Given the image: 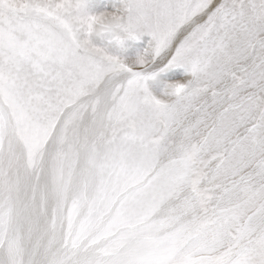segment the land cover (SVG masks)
<instances>
[{
  "label": "snow or ice",
  "instance_id": "6c2138e0",
  "mask_svg": "<svg viewBox=\"0 0 264 264\" xmlns=\"http://www.w3.org/2000/svg\"><path fill=\"white\" fill-rule=\"evenodd\" d=\"M145 32L131 64L109 51ZM157 60L188 72L160 97ZM106 121L174 157L162 195L186 219L140 264H264V0H0V264H76L41 175Z\"/></svg>",
  "mask_w": 264,
  "mask_h": 264
},
{
  "label": "rangeland",
  "instance_id": "374dc122",
  "mask_svg": "<svg viewBox=\"0 0 264 264\" xmlns=\"http://www.w3.org/2000/svg\"><path fill=\"white\" fill-rule=\"evenodd\" d=\"M119 4V0H87V11L92 14L112 12L121 8ZM91 38L101 43L100 38L94 35ZM150 41L152 37L145 32L139 39L129 38L118 46H110L109 51L131 64L145 53ZM161 68L164 70L160 71ZM152 71L157 75L147 84L158 97L163 96L169 83L184 80L188 75L183 65L167 68L163 65ZM106 132L100 138L103 143L99 148L90 149L89 143L80 145L86 151L81 160L75 147L69 150L63 180L57 179L60 192L57 206H60L55 220L58 216L63 222L67 219L65 236L72 238L79 233L75 255L85 253L88 259L84 261L88 264H140L142 258L161 252L170 243L169 234L186 219L174 220L177 213L173 207L177 201L162 195L174 157L169 151L152 147L146 130L129 127L125 122L106 121ZM75 166H82L81 178L69 196V178Z\"/></svg>",
  "mask_w": 264,
  "mask_h": 264
},
{
  "label": "bare ground",
  "instance_id": "6f19581e",
  "mask_svg": "<svg viewBox=\"0 0 264 264\" xmlns=\"http://www.w3.org/2000/svg\"><path fill=\"white\" fill-rule=\"evenodd\" d=\"M120 1V3L121 4H119L120 6H121V8L123 7V0H119ZM116 6V5H115ZM88 10V9H87ZM90 10V9H89ZM112 10V9H111ZM110 10V11H111ZM94 11V10H93ZM103 11V10H102ZM115 11V10H114ZM145 35H147V34H145ZM95 36V35H94ZM95 37H97V36H95ZM97 38H99V37H97ZM138 39H139V37H138ZM134 41V40H133ZM124 42H125V40H124ZM151 42V41H150ZM135 43V42H134ZM133 43V44H134ZM132 44V45H133ZM136 45V44H135ZM113 46H118V45H113ZM129 47V46H128ZM143 47V46H142ZM129 48H131V47H129ZM117 49V48H116ZM127 49V48H126ZM123 50H125V49H122V51ZM129 50V49H128ZM127 50V51H128ZM133 50V49H132ZM130 53V52H129ZM135 53V52H134ZM126 54V53H125ZM132 60V59H131ZM164 64H162L159 60H157L156 62H155V64H153V66H152V68L151 69H149L150 71H152V70H155V69H158L159 67H161V66H163ZM160 73V72H159ZM119 126V125H118ZM83 131V130H82ZM101 136H96V137H94V138H92V139H90L89 140V148L91 149V148H93V149H96V148H99L100 147V145L103 143L102 141H101ZM140 139V138H139ZM115 143V142H114ZM75 147V150H76V152L79 154V159L81 160L82 158H83V156H84V154H85V150L84 149H81L80 148V145H76V146H74ZM92 149V150H93ZM110 149V148H109ZM91 150V151H92ZM71 152V151H70ZM93 152H94V150H93ZM102 156V155H101ZM113 156V155H112ZM76 157V156H75ZM100 158V157H99ZM118 158V157H117ZM72 159V158H71ZM74 159V158H73ZM104 160V159H103ZM73 161V160H72ZM83 161V160H82ZM80 162V164H83V162ZM74 163V162H73ZM80 166V165H79ZM79 166H75L76 167V170H75V172L73 173V176L71 175V177L69 178L70 179V185H68V187L70 188V194H69V196H71L72 195V190L74 189V187L77 185V182H78V180H79V178H81L80 176H81V172H82V169H81V167H79ZM86 171V170H85ZM88 172V171H87ZM107 172V171H106ZM69 173H71V172H69ZM93 173V172H92ZM84 174H86L85 172H83V176H84ZM102 174V173H101ZM89 175V174H88ZM94 175V174H93ZM92 175V176H93ZM99 177V176H98ZM97 177V178H98ZM65 178V177H64ZM67 178V177H66ZM90 178V177H89ZM94 178V177H93ZM57 179H58V176H57V174L55 173V172H52V171H46L45 173H43L42 175H41V184H42V186H45V189H46V191H48L49 193H51L52 191H53V187H54V185H55V183L57 182ZM92 179V178H91ZM63 180V179H62ZM66 180V179H65ZM87 180V179H86ZM100 180V179H99ZM61 181V180H60ZM67 190V189H66ZM68 191V190H67ZM74 191H78V190H74ZM79 192V191H78ZM121 192V191H120ZM90 194V193H89ZM91 196V195H90ZM59 197H60V195H59ZM65 197V196H64ZM72 197H74V196H72ZM67 198V197H66ZM64 199V198H63ZM68 199V198H67ZM71 199V198H70ZM93 199V198H92ZM60 201V199H58V197L57 196H54V195H50L49 196V200H48V210H49V212L50 213H52V212H54V214H56V211H57V209H59V206H57L58 205V203H59V201ZM72 200V199H71ZM77 200V199H76ZM82 200V199H81ZM62 201V200H61ZM83 201V200H82ZM94 201V200H93ZM71 202V201H70ZM105 203V202H104ZM103 204V203H102ZM72 205H73V203H72ZM62 207V206H61ZM67 207H68V204H67V206H66V210H67ZM63 208V207H62ZM73 208V207H72ZM76 210H77V208H76ZM88 210V209H87ZM63 212V211H62ZM67 212V211H66ZM60 213V212H59ZM68 214V213H67ZM66 214V215H67ZM66 215H65V217H66ZM74 215V214H73ZM58 216V215H57ZM62 216V215H61ZM70 216L72 217V215L70 214ZM93 218V217H92ZM64 219H66V218H64ZM69 219V218H68ZM89 221V220H88ZM91 221V220H90ZM66 225H67V219L63 222V220H60V216H58L57 218H56V230H57V236H58V238H59V240H63V238L65 237V235H66V229H67V227H66ZM92 225V224H91ZM99 231V230H98ZM97 231V232H98ZM90 242V241H89ZM87 244V243H86ZM85 244V245H86ZM89 244V243H88ZM84 245V246H85ZM89 248V247H88ZM94 250H95V248H94ZM124 250V249H123ZM92 252V251H91ZM112 253V252H111ZM90 256V255H89ZM85 258H87L86 257V254L85 253H81V254H76L75 256H74V260L76 261V263H78L79 261H84V259ZM88 259V258H87ZM79 264V263H78Z\"/></svg>",
  "mask_w": 264,
  "mask_h": 264
}]
</instances>
